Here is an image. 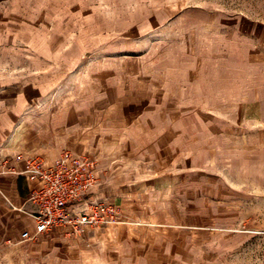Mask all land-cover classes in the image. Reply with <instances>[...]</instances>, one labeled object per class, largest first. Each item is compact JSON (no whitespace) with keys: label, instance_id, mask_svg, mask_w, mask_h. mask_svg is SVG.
<instances>
[{"label":"crops","instance_id":"crops-1","mask_svg":"<svg viewBox=\"0 0 264 264\" xmlns=\"http://www.w3.org/2000/svg\"><path fill=\"white\" fill-rule=\"evenodd\" d=\"M14 1L0 11V166L17 171L0 176V264H80L84 254L94 264H208L217 249L222 256L237 230L219 218L223 178L202 155L217 134L209 118H220L199 106L206 92H193L187 39L202 29L204 65L211 51L247 58L248 92L238 99L249 93L255 103L264 96V19L225 14L211 0ZM228 32L239 45H228ZM158 40L169 42L167 63L153 56ZM198 72L207 90V69ZM64 150L96 158L86 201L115 204L127 222L79 233L54 227L21 241L33 229L28 195L39 186L20 173L24 160L50 164Z\"/></svg>","mask_w":264,"mask_h":264},{"label":"rangeland","instance_id":"rangeland-1","mask_svg":"<svg viewBox=\"0 0 264 264\" xmlns=\"http://www.w3.org/2000/svg\"><path fill=\"white\" fill-rule=\"evenodd\" d=\"M8 1L0 0V11L7 8ZM17 1L21 0L14 2ZM211 1L218 3L225 14L236 15L241 12L264 19V0ZM196 4L198 1L192 0L191 6ZM202 32V29L192 28L187 39L190 49H193V92H206L202 97V101L206 103L199 106L220 118L218 121L209 118V127L215 129L217 134L207 152L202 155L206 156L209 172L223 178L222 191L226 208L219 218L237 230V235H234L237 239L230 242L225 239L224 244L230 243V246L224 248L222 256L217 249L216 257L209 259L208 264H264V96L254 98L255 103H250L249 93L238 99V94L248 92L249 80L247 74H244L247 58L239 54L220 57L219 52L211 51L207 55V65H204L203 57L198 55L199 34ZM227 37L230 40L228 45H239L241 42L238 35L230 32ZM168 43L166 40L155 43L153 56L156 62L167 63ZM233 51L235 50H225L224 53ZM185 59L189 60L188 57ZM199 68L202 73L207 69L206 74L204 73L206 80L201 85L203 87L206 84L207 90L199 89V84L195 81L199 77ZM260 75H264V69ZM89 156L95 160L97 169L96 158ZM220 187L217 184L213 189L219 192ZM221 232L226 236L229 231ZM69 262L70 259L65 257V264ZM16 264L29 263L18 260ZM80 264H94V261L90 255L84 254Z\"/></svg>","mask_w":264,"mask_h":264},{"label":"built area","instance_id":"built-area-1","mask_svg":"<svg viewBox=\"0 0 264 264\" xmlns=\"http://www.w3.org/2000/svg\"><path fill=\"white\" fill-rule=\"evenodd\" d=\"M20 173L36 179L39 186L33 189L28 200L34 209L28 211L33 218V229L20 232L21 241L31 240L54 227H68L79 233L85 227L107 226L127 222L113 203L86 201V193L97 181L95 160L83 152L64 150L50 164L36 156L25 158ZM17 171L5 164L0 166V176ZM85 202L82 207L76 204Z\"/></svg>","mask_w":264,"mask_h":264}]
</instances>
